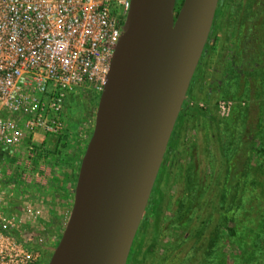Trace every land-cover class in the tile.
<instances>
[{
  "label": "water",
  "instance_id": "95a60500",
  "mask_svg": "<svg viewBox=\"0 0 264 264\" xmlns=\"http://www.w3.org/2000/svg\"><path fill=\"white\" fill-rule=\"evenodd\" d=\"M129 0L48 264H127L219 0Z\"/></svg>",
  "mask_w": 264,
  "mask_h": 264
},
{
  "label": "rangeland",
  "instance_id": "374dc122",
  "mask_svg": "<svg viewBox=\"0 0 264 264\" xmlns=\"http://www.w3.org/2000/svg\"><path fill=\"white\" fill-rule=\"evenodd\" d=\"M238 23L236 21L235 26ZM244 23L247 24L246 19ZM227 32V35L220 33L209 40L206 74L202 81L199 79L193 85L187 110L198 108L204 112L210 111L220 120V137L232 173L243 170L244 163L250 160L248 171L251 174L247 186L249 192L245 194V211L237 215L241 222L240 236L225 241L223 250L230 263L233 260L236 263L242 252H251L256 246L260 252L262 249V244L256 243V236L258 232L263 233L260 225L264 222V41L260 46L262 50H258L257 41L255 46L253 44L256 38L254 32L249 36L245 28L242 35L234 32L230 37V31ZM252 46L255 59L249 67L246 65L252 55ZM99 97L100 94L93 95L88 90L71 92L65 100L60 137L45 138L42 134L31 136L24 140L21 147L3 154L5 159L0 162L1 168L10 174L3 187L11 201L15 199L16 204H19L18 200H27L42 212L39 226L22 228L26 237L31 239L28 242L35 264H48L52 249L57 246L68 221L79 161L93 131ZM207 139L210 140L209 127L203 118L190 123L184 131V142L189 154L187 162L189 165H198L202 171L208 166L211 154L215 156V152L207 147ZM43 142L46 144L42 145ZM30 147L34 149L36 164L34 161L26 163V151ZM38 152L41 153L40 157L37 156ZM17 162L21 164L17 165ZM177 189L176 186L170 188L167 194L170 203L176 201ZM167 211L166 217H170ZM161 227L159 245L162 247L155 249L157 256L165 254L168 246L172 245L169 239L176 232V222L173 219L169 225L163 222L155 228L149 225L146 245L154 242L156 230ZM223 234L228 236L229 232L225 230ZM181 242L185 240L178 243ZM220 247L218 244L216 251ZM181 250L184 251L183 248ZM189 251L191 253L192 248ZM212 255H215L214 251Z\"/></svg>",
  "mask_w": 264,
  "mask_h": 264
},
{
  "label": "built area",
  "instance_id": "2783aa9c",
  "mask_svg": "<svg viewBox=\"0 0 264 264\" xmlns=\"http://www.w3.org/2000/svg\"><path fill=\"white\" fill-rule=\"evenodd\" d=\"M128 9L129 0H0V162L28 137L60 136L68 94H101ZM25 159L35 162L32 147ZM9 176L0 164V264H35L22 228L39 226L42 212L11 201Z\"/></svg>",
  "mask_w": 264,
  "mask_h": 264
},
{
  "label": "trees",
  "instance_id": "16d2710c",
  "mask_svg": "<svg viewBox=\"0 0 264 264\" xmlns=\"http://www.w3.org/2000/svg\"><path fill=\"white\" fill-rule=\"evenodd\" d=\"M182 1L177 2L176 11ZM188 97L189 94L175 125L169 142V152L165 156L151 196V201L155 203L151 216L156 221L155 227L163 222L169 225L173 219L176 222V232L173 236L171 234L169 239L172 245L169 243L166 253L157 256L156 251L153 250L162 246L156 242L157 237H155L154 242L151 243L152 248L144 253L143 258L138 261L136 257L132 262L135 264H263L264 222L260 225L263 233L258 232L256 236V243L262 244L261 252L257 246L251 252H242L236 263L234 260L230 263L229 258L223 254L225 241L240 236L241 222L237 215L245 211L244 206L247 201L245 194L249 192L247 186L251 174L248 171L250 160L246 159L243 170L238 173L230 171L232 167L227 162L220 137V120L210 111L204 112L198 108L187 110ZM199 118H203L209 127L210 140L207 139L209 141L207 147L215 152V156L208 154L210 156L208 166L203 171L198 165L188 164L189 154L184 142L186 127ZM45 144L46 142L42 143ZM37 156L40 157L41 153L38 152ZM36 162L37 160L34 163ZM172 186L178 188L176 192L178 196L176 201L170 203L167 194ZM178 208L179 211H176ZM167 209L170 217H166ZM225 230L229 232L228 236L223 234ZM159 234H162V227L159 229ZM184 240L185 242L178 243ZM218 244L221 247L216 251ZM190 248H192L191 253ZM213 251L215 255H212Z\"/></svg>",
  "mask_w": 264,
  "mask_h": 264
},
{
  "label": "flooded vegetation",
  "instance_id": "af4514ba",
  "mask_svg": "<svg viewBox=\"0 0 264 264\" xmlns=\"http://www.w3.org/2000/svg\"><path fill=\"white\" fill-rule=\"evenodd\" d=\"M245 19L247 21V24L244 23ZM236 21H239L238 26H235ZM245 28H246V34H249V36L251 35V33L253 32L255 33L256 38H254L253 44L255 46L257 41V48L259 50L260 46L262 45V42L264 41V0H219L209 39L207 41L203 55L197 66L196 72L191 81L187 95L188 94L190 95L193 85L199 79L202 81L203 80L202 78L206 74L205 69H206V64L208 63L206 56L209 50V46H208L209 40L218 36L220 33H224L227 35L228 34L227 31H230L229 37L233 35L234 32L242 35V31ZM260 50L262 49L260 48ZM251 51H252V55H250L249 58L247 59V61L249 62L246 65L249 67L252 66V61L255 59L253 56V54L255 53L253 46L251 47ZM168 152H169V147L167 149L165 156L168 154ZM164 161H165V157L163 160V164ZM154 205L155 203H153L150 198L143 220L141 222V225L133 242L127 264H135L134 262H132L134 258L138 257L137 260L139 261L140 258H143L144 253L148 252V250L152 248L151 243H153V241L150 244L148 242V244L146 245L145 239L147 238V229L149 225L153 226L154 228L156 226V221L151 218L153 214ZM156 237H157L156 242L158 243L159 228L156 230ZM153 252H155V249L153 250Z\"/></svg>",
  "mask_w": 264,
  "mask_h": 264
},
{
  "label": "crops",
  "instance_id": "0c3cea01",
  "mask_svg": "<svg viewBox=\"0 0 264 264\" xmlns=\"http://www.w3.org/2000/svg\"><path fill=\"white\" fill-rule=\"evenodd\" d=\"M76 179H77V177H76ZM76 179H75V183H76ZM75 187V186H74Z\"/></svg>",
  "mask_w": 264,
  "mask_h": 264
}]
</instances>
